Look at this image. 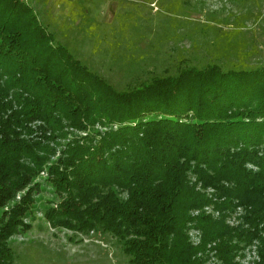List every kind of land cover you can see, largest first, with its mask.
<instances>
[{
	"label": "trees",
	"instance_id": "trees-1",
	"mask_svg": "<svg viewBox=\"0 0 264 264\" xmlns=\"http://www.w3.org/2000/svg\"><path fill=\"white\" fill-rule=\"evenodd\" d=\"M41 173L49 226L109 234L129 264H205L212 242L223 264L256 242L264 264V64L117 90L52 45L27 2L0 0V264H15L9 241L31 228ZM209 205L217 219L190 216Z\"/></svg>",
	"mask_w": 264,
	"mask_h": 264
},
{
	"label": "rangeland",
	"instance_id": "rangeland-1",
	"mask_svg": "<svg viewBox=\"0 0 264 264\" xmlns=\"http://www.w3.org/2000/svg\"><path fill=\"white\" fill-rule=\"evenodd\" d=\"M23 1L52 34V45L65 47L117 90L177 75L190 66L240 70L264 64V0ZM44 177L41 173L36 180L43 190L25 220L30 230L9 241L15 264H129L121 244L109 234L82 236L49 226L43 211L56 196L43 184ZM211 193L207 191L214 200ZM241 214L236 210L225 223L237 226ZM198 215L217 219L219 211L209 205L190 212L192 218ZM186 234L193 247L201 245L202 233L194 222ZM215 243L197 254L208 257L205 264H223ZM256 246L253 242L239 250L233 263L259 264Z\"/></svg>",
	"mask_w": 264,
	"mask_h": 264
}]
</instances>
